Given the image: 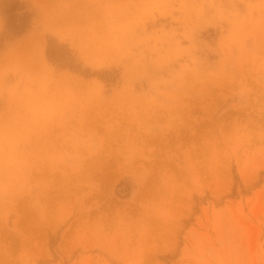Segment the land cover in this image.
I'll return each instance as SVG.
<instances>
[{"label":"rangeland","instance_id":"obj_1","mask_svg":"<svg viewBox=\"0 0 264 264\" xmlns=\"http://www.w3.org/2000/svg\"><path fill=\"white\" fill-rule=\"evenodd\" d=\"M0 264H264V0H0Z\"/></svg>","mask_w":264,"mask_h":264},{"label":"bare ground","instance_id":"obj_2","mask_svg":"<svg viewBox=\"0 0 264 264\" xmlns=\"http://www.w3.org/2000/svg\"><path fill=\"white\" fill-rule=\"evenodd\" d=\"M51 24V23H50ZM50 30H52L54 33H56L58 36H62V33L60 32V30L57 28V27H53V26H50L49 27ZM31 55L30 56H26L25 58H27L26 60L29 61V62H36L38 61L39 59H42V46H41V43L39 41H34L33 44H29L27 45ZM32 46V47H31ZM30 47L32 48V50L30 49ZM26 48V46L24 47V49ZM23 49V48H22ZM21 52V51H20ZM24 52V51H23ZM3 61V59H2ZM97 61V60H96ZM71 76V75H69ZM69 76H65V77H68V78H71L72 77H69ZM58 77H62V76H58ZM57 77V78H58Z\"/></svg>","mask_w":264,"mask_h":264}]
</instances>
